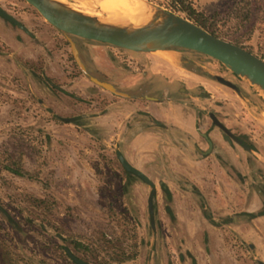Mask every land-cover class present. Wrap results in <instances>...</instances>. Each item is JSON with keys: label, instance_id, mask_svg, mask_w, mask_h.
<instances>
[{"label": "rangeland", "instance_id": "1", "mask_svg": "<svg viewBox=\"0 0 264 264\" xmlns=\"http://www.w3.org/2000/svg\"><path fill=\"white\" fill-rule=\"evenodd\" d=\"M148 1L167 6L165 0ZM191 2L193 17L240 38L264 60V0ZM0 6L31 32L0 17V264H76L67 250L89 264L264 263V215L252 219L231 200L243 190L247 208L256 187L264 193L263 94L217 60L182 49L194 59H187V68L206 69L240 87L242 98L211 78L207 110L251 148L227 144L244 166L243 176L229 175L225 184L229 203L238 209L227 215L238 218L210 225L200 193L178 178V157L167 163L160 148L147 154L123 143L122 120L113 111L104 116L118 95L81 71L66 35L24 0H0ZM96 7L92 15L104 16ZM71 37L75 43L84 40ZM112 49L124 53L116 59L126 69L171 57V51L143 52L149 58L141 64L125 54L131 50ZM117 151L154 183L153 224L147 207L151 188L125 173ZM8 165L24 173L15 174ZM260 209L264 206L254 212Z\"/></svg>", "mask_w": 264, "mask_h": 264}, {"label": "crops", "instance_id": "2", "mask_svg": "<svg viewBox=\"0 0 264 264\" xmlns=\"http://www.w3.org/2000/svg\"><path fill=\"white\" fill-rule=\"evenodd\" d=\"M84 40L76 42V46L87 72L128 95H118L119 99L112 101L109 113L104 115L113 111L122 120L123 143L128 141L130 147L147 154L160 148L167 163L178 157L179 180H187L201 193L215 219L237 211L228 201L225 184L230 177L243 176L244 166L238 163L236 154L207 115L213 80L204 72L181 64L184 58L194 60L193 56L173 50L168 59L160 58V62L147 64L141 70L126 69L116 59L120 60L124 53H116L112 45ZM130 52L125 54L136 63L149 58L143 52ZM241 192L239 198L236 193L231 196L239 210L253 212L262 206L256 197L253 206L245 208Z\"/></svg>", "mask_w": 264, "mask_h": 264}, {"label": "water", "instance_id": "3", "mask_svg": "<svg viewBox=\"0 0 264 264\" xmlns=\"http://www.w3.org/2000/svg\"><path fill=\"white\" fill-rule=\"evenodd\" d=\"M24 1L31 5L46 22L66 35L72 58L85 74H87L86 67L79 58L78 48L71 36L136 52H158L162 56L169 51H173L174 48L193 50L217 60L264 95V60L262 58L240 45L213 35L200 25L170 11L166 7L144 0L146 4L153 8L150 21L141 25L128 26L102 21L98 16L82 13L53 0ZM0 17L27 31L21 22L7 13L1 6ZM184 62H187V60H184ZM199 66L204 68L200 64ZM203 72L220 84L232 89L242 98L239 86L236 83L206 69ZM89 79L111 93L128 96L126 93L118 91L109 82L101 81L94 76H89ZM210 117L227 138L231 137L239 142V139L219 122L212 113ZM61 119L67 122L72 120V118ZM116 155L127 174L140 178L150 186L151 191L148 195L147 207L150 223L153 224L154 183L139 169L133 167L119 151L116 152ZM66 253L76 264H89L74 256L68 250ZM258 264L264 263L258 261Z\"/></svg>", "mask_w": 264, "mask_h": 264}, {"label": "bare ground", "instance_id": "4", "mask_svg": "<svg viewBox=\"0 0 264 264\" xmlns=\"http://www.w3.org/2000/svg\"><path fill=\"white\" fill-rule=\"evenodd\" d=\"M67 7H71L85 14H94L93 7H101L105 15H95L102 21L123 24L141 25L150 21L153 15V8L144 0H53ZM77 2H81L79 5ZM99 6V7H98Z\"/></svg>", "mask_w": 264, "mask_h": 264}, {"label": "trees", "instance_id": "5", "mask_svg": "<svg viewBox=\"0 0 264 264\" xmlns=\"http://www.w3.org/2000/svg\"><path fill=\"white\" fill-rule=\"evenodd\" d=\"M165 1H167V6H165V7L167 9H169L170 11H172V12H177V11L184 12L186 14V18H188L189 20L193 21L194 23L200 25L202 28L208 30L213 35L218 36V37H222V38L230 39V41H232L233 43H235L237 45H240L243 48H245V46L242 44V41L240 40V38H238V37H230V38H228L227 33L217 31V29L215 27H212V26L208 25L207 22L204 19H201V18H198V17H193L191 0H165ZM81 39H83V38H81ZM248 51H251V50L248 49ZM7 168L11 172H13L15 174H23L24 173L18 167H10L9 166ZM125 173L127 174L126 171H125ZM128 176H130V175L128 174ZM163 190L166 192L167 197H169V199H170L169 189L165 185H163ZM167 211L169 213H171V210H170L169 207H167ZM258 214H264V211H260V212H258ZM253 216H255V214H253L252 217Z\"/></svg>", "mask_w": 264, "mask_h": 264}, {"label": "flooded vegetation", "instance_id": "6", "mask_svg": "<svg viewBox=\"0 0 264 264\" xmlns=\"http://www.w3.org/2000/svg\"><path fill=\"white\" fill-rule=\"evenodd\" d=\"M7 12V11H6ZM8 13V12H7ZM11 15V14H10ZM12 16V15H11ZM14 17V16H13ZM2 18V17H1ZM15 18V17H14ZM3 19V18H2ZM16 19V18H15ZM19 21V20H18ZM9 22V21H8ZM20 22V21H19ZM10 23V22H9ZM11 24V23H10ZM23 24V23H22ZM13 25V24H12ZM14 26H16V25H14ZM16 27H18V26H16ZM24 27H25V25H24ZM18 28H20V27H18ZM26 28V27H25ZM22 31H24L25 33H27L28 35H30L31 36V32L27 29V31H25V30H23L22 28H20ZM116 47V46H115ZM120 48V47H119ZM175 50H177V51H182V49L181 48H174ZM183 52V51H182ZM185 59V58H184ZM184 59H183V61H184ZM184 65H188L187 63H185L184 62ZM116 88V87H115ZM117 89V88H116ZM239 89H240V87H239ZM118 90V89H117ZM241 90V89H240ZM114 94V93H113ZM208 114V117L211 119V117H210V114L212 113V112H207ZM216 118H217V116L214 114V113H212ZM218 119V118H217ZM218 121L219 122H221L224 126H225V124L220 120V119H218ZM211 123L213 124V126H216V127H218L217 125H215L213 122H212V119H211ZM226 127V126H225ZM219 128V127H218ZM227 128V127H226ZM231 133H232V131L229 129V128H227ZM219 130H220V132H221V134H222V137H223V139H224V141H226L228 144H230V143H232V142H236L238 145H240V147L244 150V149H249L250 148V145H249V143H246L244 140H243V138L242 137H240L239 135H236V134H234V133H232L234 136H236L238 139H239V142H237L236 140H234L233 138H231V137H226V135L224 134V132L219 128ZM251 149V148H250ZM128 161V160H127ZM129 162V161H128ZM130 163V162H129ZM131 164V163H130ZM132 165V164H131ZM163 185H165L164 183H161V187H162V190H163ZM166 186V185H165ZM167 187V186H166ZM168 188V187H167ZM194 188V187H193ZM256 190V196L260 199V201H261V203H262V206H264V193H262L260 190H259V188L258 187H256L255 188ZM195 190H197V189H195ZM163 192H165L164 190H163ZM170 192V191H169ZM197 192H199L198 190H197ZM166 193V192H165ZM200 193V192H199ZM167 195V194H166ZM200 195H201V193H200ZM202 196V195H201ZM170 199H171V192H170ZM202 200H203V196H202ZM201 206H202V210H203V214H204V217L208 220V222L210 223V225H215L217 222L215 221V218L213 217V213H212V211H211V209L209 208V206L206 204V202H205V200H203L202 201V203H201ZM167 207H169L170 208V210H171V207L166 203V205H165V211L170 215V216H173V212H172V210H171V213H169L168 211H167ZM260 211H264V209H260V210H258V211H256V212H248L247 214L253 219V218H255V217H258V216H262V215H264V214H258V212H260ZM237 214V213H236ZM253 214H255V216H253L252 217V215ZM229 218V221H230V219L232 218V215H226V216H224L222 219L223 220H226V219H228Z\"/></svg>", "mask_w": 264, "mask_h": 264}]
</instances>
